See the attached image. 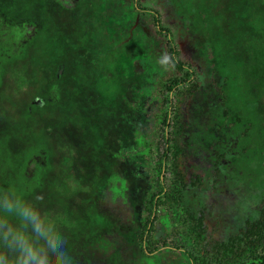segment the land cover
Returning <instances> with one entry per match:
<instances>
[{"label": "trees", "instance_id": "obj_1", "mask_svg": "<svg viewBox=\"0 0 264 264\" xmlns=\"http://www.w3.org/2000/svg\"><path fill=\"white\" fill-rule=\"evenodd\" d=\"M6 91L0 175L75 264H264V0H0Z\"/></svg>", "mask_w": 264, "mask_h": 264}, {"label": "clouds", "instance_id": "obj_2", "mask_svg": "<svg viewBox=\"0 0 264 264\" xmlns=\"http://www.w3.org/2000/svg\"><path fill=\"white\" fill-rule=\"evenodd\" d=\"M160 63L167 68L169 57ZM42 199L0 189V264H75L68 240L35 203Z\"/></svg>", "mask_w": 264, "mask_h": 264}, {"label": "rangeland", "instance_id": "obj_3", "mask_svg": "<svg viewBox=\"0 0 264 264\" xmlns=\"http://www.w3.org/2000/svg\"><path fill=\"white\" fill-rule=\"evenodd\" d=\"M101 9L103 7H100ZM102 25L106 28L108 32L112 31V21H102ZM144 60V53L138 54L133 57H129L125 54H121L119 56V59L116 61L115 68L118 74V78L120 82H130L138 77L139 73V66L142 64V61ZM11 96L9 91H6V96L0 99V129H4L7 126V122L4 123V117L6 115H9L11 111H6V107L9 106L8 97ZM3 108V110H1ZM17 153V152H15ZM4 156V154H2ZM13 155H15L13 153ZM11 162H13V158L11 159ZM10 162V163H11ZM9 164V162H8ZM4 164L7 169L12 168V166ZM1 168V165H0ZM2 170V169H1ZM6 170V169H5ZM15 180L9 179L6 175H0V188L2 189H8L12 187L9 184H14ZM4 184V185H2ZM169 264V263H168ZM170 264H174L172 261Z\"/></svg>", "mask_w": 264, "mask_h": 264}]
</instances>
